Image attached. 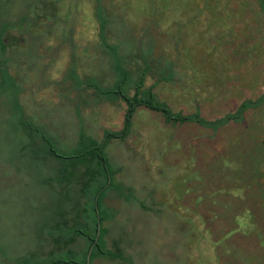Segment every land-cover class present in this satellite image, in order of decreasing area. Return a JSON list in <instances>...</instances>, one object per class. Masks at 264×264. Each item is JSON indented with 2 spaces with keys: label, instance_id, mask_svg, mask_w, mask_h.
<instances>
[{
  "label": "rangeland",
  "instance_id": "1",
  "mask_svg": "<svg viewBox=\"0 0 264 264\" xmlns=\"http://www.w3.org/2000/svg\"><path fill=\"white\" fill-rule=\"evenodd\" d=\"M7 1L11 9L2 8V15L11 11L9 20L16 21L30 5L41 15L33 18L32 11L27 18L32 26L17 24L4 34L23 118L54 135L62 149L75 146L80 128L96 139L104 130L120 129L125 102L103 98L88 85L107 87L115 78L110 51L99 36L98 1ZM99 1L107 19L104 40L118 45L131 73L129 95L144 73L143 89L153 86L174 112L213 120L264 94V14L258 0ZM11 112L0 97V245L8 257L51 248L43 224L55 200L51 188L39 183L42 174L21 159L13 161L11 149L21 143L14 130H5ZM106 154L118 168L115 181L149 209L109 191L104 202L118 211L105 223L109 246L121 238L124 254L135 264H222L221 259L264 264V240L256 230L261 224L249 213L264 206V104L245 111L243 121L216 130L167 122L161 113L139 106L131 133L110 140ZM46 165L54 168L56 162ZM40 166L45 167L36 163L38 171ZM215 197L227 199L219 203ZM209 208L228 215L223 226L229 220L242 223L230 227L219 245L201 224L199 209ZM240 211L246 214L237 216ZM237 239L245 249L226 254L227 244ZM0 264L13 263L1 255Z\"/></svg>",
  "mask_w": 264,
  "mask_h": 264
},
{
  "label": "trees",
  "instance_id": "2",
  "mask_svg": "<svg viewBox=\"0 0 264 264\" xmlns=\"http://www.w3.org/2000/svg\"><path fill=\"white\" fill-rule=\"evenodd\" d=\"M24 1L26 2V0ZM97 1L96 16L99 21V36L110 51L115 78L107 87H102L94 81H89L88 85L94 87L103 98L121 99L125 102L126 109L122 126L118 130H104L100 139L92 137L80 128L75 146L62 149L58 146V139L54 135L47 132L41 125L23 118L19 100L20 86L7 68L9 57L6 54L11 45L4 41V34L16 27L17 24L32 26V23L27 19L32 11L34 12L33 18L37 19L41 15H39L37 6L32 9L30 5L22 14L18 15L16 21L9 20L11 11L8 13L6 11L7 14L3 16L2 8L6 10L9 7L7 4L10 2L0 0V5L3 4L0 6V97L5 96L12 109L11 116L8 117L11 124L6 123L5 130H14L21 143L18 148L13 146L11 149L15 159L13 161L21 159L28 168L34 167L32 171L43 175L42 177L39 175V183L51 188L55 195L51 209L48 207L49 218H46V223L43 224V229L46 230V235L52 245L51 248L46 252L31 250L22 255L8 257L4 245H0V256L9 258L13 264H94V261L98 259L119 260L120 264H135L132 256L124 254L121 238L113 239L110 246L108 245L106 237L109 230L105 223L115 218L118 211L107 206L104 199L109 191H115L125 202H132L136 199L131 189L125 188L123 184L115 181L118 168L111 165L106 154V146L110 140H124L131 133L133 115L137 107L144 106L159 112L167 122L180 124L196 122L216 130L229 122L243 121L245 111L264 104V94H262L255 99L242 101L234 112L226 113L213 120L204 118L198 112L192 114L174 112L167 102L157 98L153 86L143 89L144 73H141L134 82L135 91L129 95L127 85L133 81L131 73L122 64L118 45L108 44L104 40L107 19L104 16L103 6L99 0ZM40 2L45 3L43 0ZM258 3L264 14V0H258ZM9 9L11 8L9 7ZM34 25L38 26V22H35ZM25 135L28 140L24 142ZM49 160L56 162L54 168L46 165ZM39 162L45 166H40L41 173L36 168V163ZM75 187L76 190H74ZM260 195V200L264 202V188H261ZM136 200L141 209L149 211L143 200ZM216 201L221 203L218 198ZM259 209L262 210L261 213L258 212ZM199 212L204 213L200 219L201 224L204 223L202 225L207 229L209 239L217 245L227 239L230 227L235 229L241 223H233L229 220L223 226L221 219L228 220L227 214L221 215L223 211L209 208L199 209ZM249 213L251 221L258 226L261 224V227L259 226L256 230L264 240V223L259 221L264 214V206L259 205L258 209H251ZM245 214L246 212L240 211L237 216ZM189 217L191 216H188V220ZM233 234H237V231ZM223 236L225 237L222 238Z\"/></svg>",
  "mask_w": 264,
  "mask_h": 264
},
{
  "label": "crops",
  "instance_id": "3",
  "mask_svg": "<svg viewBox=\"0 0 264 264\" xmlns=\"http://www.w3.org/2000/svg\"><path fill=\"white\" fill-rule=\"evenodd\" d=\"M225 199H227V198H223V199H218V200H220L221 202H222V200H225ZM256 209V208H255ZM240 241L241 240H239V239H237L236 241H234V243H229V244H227V250L228 251H225L226 252V254H228L229 252H239V249H245V247H242L241 245H240ZM221 261H222V264H233V263H230V262H228V261H226V259H221Z\"/></svg>",
  "mask_w": 264,
  "mask_h": 264
},
{
  "label": "water",
  "instance_id": "4",
  "mask_svg": "<svg viewBox=\"0 0 264 264\" xmlns=\"http://www.w3.org/2000/svg\"><path fill=\"white\" fill-rule=\"evenodd\" d=\"M89 258V257H88Z\"/></svg>",
  "mask_w": 264,
  "mask_h": 264
}]
</instances>
